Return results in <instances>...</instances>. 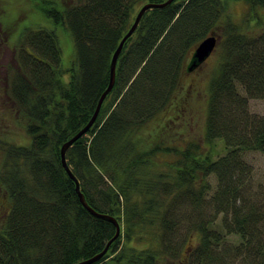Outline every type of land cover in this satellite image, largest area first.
<instances>
[{"label": "trees", "instance_id": "1", "mask_svg": "<svg viewBox=\"0 0 264 264\" xmlns=\"http://www.w3.org/2000/svg\"><path fill=\"white\" fill-rule=\"evenodd\" d=\"M163 1L34 0V7L6 25L15 44L5 91L28 121L29 141L0 146V184L8 200L0 215V264H75L100 252L113 236L111 222L80 204L59 148L91 116L136 6ZM246 1L251 7L264 4ZM224 10L225 0H174L144 12L122 46L114 85L96 120L67 149L66 162L86 202L113 216L120 228L91 264L176 258L182 246L175 239L178 230L196 237L186 264H228L235 258L264 264V233L258 229L264 224V187L251 192L250 168L240 156L264 153V116L248 111L249 99L264 101V27L248 35L229 18L221 23ZM21 20L28 25L18 29ZM58 27L71 42L65 56ZM210 32L219 39L206 90L204 148L180 137L175 126L183 123L188 101L182 98L188 93L182 87L185 60ZM153 122L159 127L145 137ZM217 140L222 152L215 151ZM210 175L216 185L206 199ZM224 234L236 236L238 245L224 246Z\"/></svg>", "mask_w": 264, "mask_h": 264}, {"label": "rangeland", "instance_id": "2", "mask_svg": "<svg viewBox=\"0 0 264 264\" xmlns=\"http://www.w3.org/2000/svg\"><path fill=\"white\" fill-rule=\"evenodd\" d=\"M33 1L34 0H0V17L3 18L4 15H9L8 18H6L7 22H4L5 25L0 23V25H4L5 27L4 31L0 32V39L3 38L0 43V146L2 147L4 145L6 146L10 144L23 146L27 145L29 141V136L25 133L26 131L24 128L27 125L28 121H26V119L15 109L13 100L5 91V88L8 84V66L13 62L12 58L14 54L15 44V41H13L14 38L10 36V33L7 32L8 29L6 25H10L11 23H13L12 19L16 18L18 14H22L25 9L27 11L28 9L32 8L31 6L34 7L35 5H33ZM61 1L64 4H67L71 0ZM139 5L136 6L133 14H135L141 7H139ZM20 17L21 15L19 16V18ZM29 17L31 20L30 22H32L34 20V16L30 15ZM226 18H229L236 24H239L242 28V31H245L246 34L248 33V35L252 34L253 32H259L261 31L262 26L264 27V4L255 3L251 7L246 0H225V10L222 14L221 23ZM26 25H28L27 20H21L19 21V28H17L21 29ZM5 29L7 30L5 31ZM217 29V33H219L221 29ZM56 32L60 37L63 55L65 56L70 49V38L68 36V33L63 28L58 27L56 29ZM190 53L188 54L185 63L188 61L191 55ZM217 58L218 43L212 53L206 58V60L195 71L185 74L182 79V87L186 92H188L187 94H185V96H182V98H188V101L184 102L186 103V107H183V113L185 112V115L182 119L183 123L175 127H177V130L182 133V136L179 135L180 137L186 140H198L199 144H202L203 146L205 145L202 136L204 132L206 111V90L208 87L209 78L216 65ZM62 78L64 79V81H66V76ZM180 105L182 104L180 103ZM248 111L251 114H254L256 117L264 116V101L257 98L249 99ZM227 112L233 113L230 108H227ZM156 127H159V125H155V122L149 124L143 135L147 137L148 135L153 133ZM158 138L164 140V143L167 142V140H165L164 134H160ZM215 143V151L222 152L223 147L220 140H217ZM240 156L250 168L253 186V190H251V192L253 193L257 191L258 185H261L260 187H264V153L257 150H247L240 152ZM3 161V149L0 148V171L2 169ZM208 182L210 183V190L207 193L206 199L215 188V177L213 175H210L208 178ZM7 206V196L4 193V190L1 188L0 184V215L5 210V208H7ZM205 212L210 213L209 210ZM219 221L220 217H218L213 224L217 225ZM211 228H213V226H211ZM258 229L264 233V224L260 223ZM175 239L182 241V246L178 253V257H171L170 259L163 258L159 264H186V258L189 256L188 253L191 251V248L196 242V237L192 235V237L189 238V236L185 234L184 230H178ZM222 241L224 246L229 245L231 247H236L239 242L236 236L229 234H224ZM134 245L139 246L140 244L134 242ZM110 256L111 255H109V257ZM227 263L240 264L237 258H235L233 261H228Z\"/></svg>", "mask_w": 264, "mask_h": 264}, {"label": "water", "instance_id": "3", "mask_svg": "<svg viewBox=\"0 0 264 264\" xmlns=\"http://www.w3.org/2000/svg\"><path fill=\"white\" fill-rule=\"evenodd\" d=\"M172 1H174V0H165L161 3L147 2V3H144L143 5H141V7L138 9V11L136 12V14L134 16V19H133L130 27L128 28L126 33L122 36V38L118 42L116 48L114 49V51L111 55L110 62H109L108 83H107L105 89L99 95L97 102H96V105H95V108H94L91 116L89 117L88 121L74 135H72L69 139H67L66 141H64L60 145L59 155H60L61 166L64 169V171L66 172L67 176L74 182L75 192L77 193L80 204L92 216L106 220V221H109L115 227V232H114L113 236L106 242L105 246L103 247V249L100 252L96 253L95 255H93L92 257H90L88 259L78 261L75 264H91V263L98 261L106 253L111 242L117 238V236L119 235V229L120 228H119V224H118L117 220L113 216H111L107 213H101V212L96 211L86 202L85 197L80 190L79 182H78L77 178L74 176V174L72 173L69 165L66 162L65 153H66L67 149L72 145V143L75 140H77L78 138H80L81 136H83L87 132V130L91 127L93 122L96 120V117L99 113V110H100V107L102 105L103 100L108 95V93L111 91V89L114 85L116 62H117V58L120 54V51L122 49V46H123L125 40L128 37H130L131 34L134 32V30L137 27L142 15L144 14V12H146L149 9L164 7L165 5L171 3ZM218 39H219V35L217 33L210 32L209 35H207L206 37L201 39L194 46V48L192 49V51L190 53L191 55H190V57L186 63V72L187 73H190V72H193L194 70H196L206 60V58L212 53V51L216 47Z\"/></svg>", "mask_w": 264, "mask_h": 264}]
</instances>
